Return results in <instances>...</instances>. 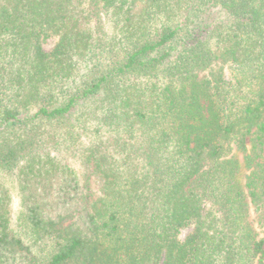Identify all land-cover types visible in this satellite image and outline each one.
<instances>
[{"label": "trees", "instance_id": "trees-1", "mask_svg": "<svg viewBox=\"0 0 264 264\" xmlns=\"http://www.w3.org/2000/svg\"><path fill=\"white\" fill-rule=\"evenodd\" d=\"M0 264H264V0H0Z\"/></svg>", "mask_w": 264, "mask_h": 264}, {"label": "rangeland", "instance_id": "rangeland-1", "mask_svg": "<svg viewBox=\"0 0 264 264\" xmlns=\"http://www.w3.org/2000/svg\"><path fill=\"white\" fill-rule=\"evenodd\" d=\"M55 42H56V39H55V38H51V39H49V40L47 41V43L44 44L45 49L48 50V51L51 50L52 47L54 46ZM93 187L96 188L95 185H94ZM14 207L17 208V206H16L15 203H14ZM186 231H187V230L184 231V235H185Z\"/></svg>", "mask_w": 264, "mask_h": 264}]
</instances>
